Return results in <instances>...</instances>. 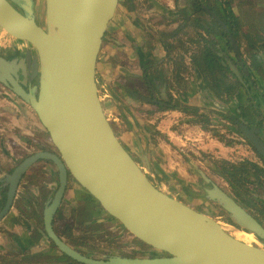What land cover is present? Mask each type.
<instances>
[{
	"label": "water",
	"instance_id": "95a60500",
	"mask_svg": "<svg viewBox=\"0 0 264 264\" xmlns=\"http://www.w3.org/2000/svg\"><path fill=\"white\" fill-rule=\"evenodd\" d=\"M120 5L121 0H45L42 25L35 0H0V28L34 49L24 54L17 49L15 57L0 55V84L32 108L59 154L33 155L0 179L9 185L0 222L24 174L46 160L57 166L60 187L44 212V236L79 264H264V227L235 198L206 179V199L218 203L263 248L235 239L218 221L158 189L117 137L100 98L97 65ZM238 129L264 159L261 131L246 122H239ZM69 175L112 220L158 254L96 259L62 240L53 222Z\"/></svg>",
	"mask_w": 264,
	"mask_h": 264
},
{
	"label": "flooded vegetation",
	"instance_id": "af4514ba",
	"mask_svg": "<svg viewBox=\"0 0 264 264\" xmlns=\"http://www.w3.org/2000/svg\"><path fill=\"white\" fill-rule=\"evenodd\" d=\"M135 2H136L135 0H131L130 3L128 0H126V3L123 5L126 6L128 9L130 6L136 8L137 4H135ZM180 7H181V12L176 8V11L172 14L171 17V19L173 18L172 21L174 23L179 22V24L176 26V28L173 29V31L185 32L187 30H191V31L195 30L194 37L195 36L197 37V40H195L194 37L191 36L192 37L191 42L195 43L194 44L195 47L191 51H188L189 52L188 54H186L189 57L190 63L189 64L186 63L185 61L186 55H184L183 58H180L181 64L183 65L185 70L189 71L190 73V79H191L190 84H194L198 88V86H201L200 84L203 83L205 84L204 86L210 93L209 95V97H211L210 99H212L214 96L212 102L213 110L207 113H202L199 108L195 106H191L190 104H188V102H186V99L184 98V94H181L179 99H175L176 96L172 95V89H169L171 85L168 82V80H166L167 87L163 91L161 97L157 98L156 96H153V94L152 95L148 94L147 96L140 95L144 98L152 100L153 103H148L141 99L139 100L147 104L158 105L159 109L161 110L178 111L181 114H185L187 117L190 118H192L193 116H196L197 117L196 119L200 117L203 118L209 117L210 122L207 120L208 124L212 125L214 122H218L221 125V128H224L229 132H233V134L236 136L240 135L243 138V142H245L247 144L246 146L252 150L251 152H249L250 158H246V160H243L239 163L230 162L228 160L222 159L221 160L222 165L216 171L218 172V175L224 180V182H226L229 185V187L232 189L234 194L227 191L223 186H221L218 182H216V180L212 179V177L204 174L203 172H200L201 177L206 184V188L204 189V192L206 189L210 188V184L206 182V179H209L211 183L218 185L220 188L225 190L230 196L235 198L236 201L244 209H246L254 218H256L260 222V224H262V226L264 227L263 206L258 204L256 200L251 199L249 196H246L245 193L240 190V187L237 189L235 186H232L226 180V176L222 171L225 168L228 169L232 165L240 166L243 164H247L250 171L247 175L248 176L251 175L252 177L257 178L259 182V188L261 190L260 192L264 195V159L262 158V156L258 154V152L254 149L252 144L241 135L238 129L239 122H246L250 127L258 128L261 131L260 136L264 140V116H263L264 114L262 112V108L264 107V92L257 94L260 100H262V103H260V105L258 106L259 112L258 110H256L258 112L257 117L258 119H260L259 121L261 123L260 125L253 124L247 119L248 114L250 113V108H253V104H252L253 97L250 93L251 91L250 89L247 88L249 107H247V109L242 108L241 113L244 114L245 117L242 120L231 117L229 113H226V108L223 105L219 106V104L217 103L219 100H221L218 97H223L224 100H222V102H225L227 101V97H231L241 87L237 82H235L237 81L235 80V78L237 79L241 78L239 68L241 69L242 74H244V76L247 75L248 81L252 83V87H254V90L256 92L259 89L261 91H264V88L258 85L259 81L257 82L256 77L252 75L251 67L253 66V64L251 67L247 66L250 57L253 58L255 57V55H257V53L264 51V28L261 29V24L262 27H264V0H182ZM135 21H136L135 24L139 23L140 26L142 25L139 21V18L138 20ZM236 23L238 25H235ZM244 29H248L249 33H245ZM231 36L234 38L236 45L238 46L239 56L237 55L235 48L233 47ZM210 50L217 51L218 56L220 57L219 62L223 67L226 68V70L210 71L207 68L206 60L204 58L207 56ZM14 55L15 54H13L12 57H15ZM2 56L4 55L2 54ZM169 62L170 64L176 63L173 58H170ZM18 75L20 81H24L22 70L18 72ZM146 80L148 86L151 89L152 88V85L150 84L151 79H149L147 74H146ZM239 82L243 84L242 81ZM232 84L235 85V87L231 91H228V86ZM0 85L5 91L8 90L14 97H16L21 102V104L29 107L32 110V108L28 104L22 101L8 88H6L2 84ZM242 86L243 87L241 88H246V86L245 87L244 85ZM187 96L188 94H185V97ZM210 99L208 98L206 102H210ZM8 113L12 114L14 113V111L11 110L8 111ZM33 113L37 117L34 111ZM22 118L24 120L28 119L26 121V127H28L27 129H29V131L28 132L26 131V134L28 136H26L25 142H28L30 144L32 141L33 144L30 145L29 148H27L26 153H24L22 158H19L20 157L19 156L14 159L12 158L13 153L11 151L10 146H7L5 144V148L2 149L0 148V179H5L7 176L11 175L13 171L24 160H26L27 158L33 155L42 152L59 155L57 149L54 147V145L51 142L49 134L40 123L38 117L37 120L39 126L33 119L30 122L31 118L29 119L28 111L24 112ZM108 120L110 119L108 118ZM112 126L114 128L113 124ZM192 145L194 147L196 146L194 142L192 143ZM190 148L191 147L189 146H185V149H187L190 153H192L193 150ZM181 151L183 152V150ZM130 155L135 159L137 164L140 166L143 172L150 178V180L155 184V186L164 193L168 194L166 190L162 189V185L160 183L161 179L163 181L167 180V175L164 174L165 176H161L159 172L155 170V168L151 172L148 168H145L143 166V160L141 158L139 157L137 158L133 156L131 153ZM8 164L10 165V168H6ZM247 175L244 176L243 180L241 179V181L237 182V184L241 186L242 182L244 181V179H246L245 177ZM47 179L49 180L53 179L54 182L52 183L49 181L50 183H48ZM59 187H60L59 171L57 166L51 161L40 160L37 163H35L24 174L18 186L14 203L10 211L2 221L4 222V220L9 216L12 210H14L16 206V202L18 198H20L18 209H21L22 212L23 211L25 212L23 213L25 214L24 216L26 220L30 219L29 224L34 230V235L31 238L26 237V240L23 239V241L18 240V238L21 239V237L16 236L15 234L13 236L12 234L5 235L4 239L6 240V242L9 243V246L10 245L15 246L17 242H20V246L24 243V247L18 246L16 247L17 249L15 247L12 248L7 247L8 245L2 246L3 251L6 252L5 254H3L4 256L8 254V256L15 255L24 258V260H21L23 262H15L13 264H38L35 261L36 259L37 260L46 259V258L49 259V257L55 255L54 251H57L61 257L62 262L59 264H69L67 262H64L63 260L64 256L66 255L62 254L55 246V244L52 241L47 240L44 236L45 233L44 212L48 204L51 203L52 200L54 199ZM8 192H9V185L0 182V213L2 212V210L4 209L7 203ZM168 195L173 197L170 194ZM205 196H206V192H205ZM206 200L215 205H218L222 210H224L218 203L210 201L208 199ZM183 203L193 208L194 210L203 213L200 210L192 207L193 205H189L185 202ZM95 205L98 204H96L92 200L91 196L86 194V192L82 190V188L76 183V181L71 177V175H69L66 191L64 193L61 206L58 209L57 214L55 216L53 222V228L56 234L62 240H64L73 249L77 250L78 252L84 255L85 253L82 252L81 249H78L77 247L69 243V240L62 237L60 232H58L57 226L60 223L58 221V218L61 214H63L65 217V222L69 223L66 221V216H65L67 212H69V216L72 221L74 216H75L74 219L77 220V216L80 214L82 215V218L84 220L85 216L91 212L93 221L90 222L89 224L93 222L94 223L89 225L90 227L96 225L95 223H99V225L101 226L102 224H106L107 222H109L111 218L101 209L99 205H98L99 207H95ZM224 212L226 211L224 210ZM226 214L228 215L229 219L226 220L225 223H228V225L224 224L225 226H229L230 224V226L235 230H240L249 233L248 231L239 227L232 220V218L227 212ZM214 220L218 221V219H214ZM218 222L221 223V221ZM257 240L260 241L258 238ZM42 241L47 242V244L41 245ZM21 242L23 243L21 244ZM54 259L51 258L50 261Z\"/></svg>",
	"mask_w": 264,
	"mask_h": 264
},
{
	"label": "rangeland",
	"instance_id": "374dc122",
	"mask_svg": "<svg viewBox=\"0 0 264 264\" xmlns=\"http://www.w3.org/2000/svg\"><path fill=\"white\" fill-rule=\"evenodd\" d=\"M35 1L37 21L39 24L41 23L42 25H44L45 0ZM121 1L123 3H121L118 14L112 24H114L120 18V16L125 13V6L123 4L126 3V0ZM135 1V4H137L135 10H127L132 16L131 21L138 20L139 18L143 29L146 28L145 24L150 23V21L146 20H149L151 16L155 15L161 16L162 18V21L160 20L159 25H163L169 21H171L172 25L179 24V22L174 23L172 21L173 19H171L170 17H172V13L176 11V8L181 12L180 5L182 0ZM143 16H146L147 18ZM155 23L156 21L154 22V24ZM112 24L110 26L107 38L110 37V33L113 32ZM194 32L195 30H187L185 32L172 30L170 32H159L157 35L159 37V41H161V43L167 50L164 59L160 62L157 68L161 73H163L162 79L168 80V82L170 83L171 87L169 89H172V95L176 96L175 99H179L181 94H186L185 90H189V85L191 83L190 73L189 71L185 70V68L181 64L180 58H183L184 55L189 53L188 51H191L195 47V43L191 42L192 37H194ZM194 39L197 40V37L195 36ZM17 49H19L22 54H24L26 50H34L27 43L16 41L14 38L10 37L3 29L0 28V53L4 55L11 53L14 54ZM170 58H173L176 63L170 64ZM155 72L157 73L156 70ZM98 85L100 98L102 99V103L104 105V110L108 115V118L110 119V123L114 125L115 119L117 118V116H119V111L117 110V107H119V101L113 98L111 89L109 88L110 85L107 86L99 78ZM11 110L14 111L15 114L8 113V111ZM25 111H28L29 119L31 118L30 122L33 119L39 126L37 117L35 116L33 111L29 107L21 104V102L16 97H14L8 90L5 91L0 85V148H5V144L7 146H10L13 153V159L19 156V158H22L24 153H26L27 148H29L30 145L33 144L32 141L30 144L28 142H25L26 136H28L26 134V131H29V129H27L28 127H26V121L28 119L24 120L22 118ZM196 118V116L190 118L192 123H194L192 129L196 130V128H200L201 130H203L202 132L204 133V138H209V140L217 139L222 144H224L226 148H228V150L225 151L224 155H220V153L218 152L219 150H208L207 152H203L201 149H198L197 146L194 147L191 140H188L189 142L185 144L184 147H182L178 152V156L182 160L181 163L184 165V169L187 172V178L186 180L179 178L181 181H183L181 183H177L175 178H169V188L165 190L168 194L172 195L178 200H181L189 205H193L192 207H194L195 209L200 210L201 212L214 219H218V221H221L222 224L228 225V223H225L226 220L229 219L226 212H224V210H222L218 205H215L205 199L204 189L206 188V184L202 179L200 172H203L204 174L212 177V179L216 180V182L223 186L227 191L234 194L229 185L224 182V180L218 175V172L216 171L221 167L222 159L239 163L243 160H246V158H250L249 152H251L252 150L246 146L247 144L243 142V138L240 135L236 136L233 134V132H229L228 130L221 128V125L218 122H214L211 125L207 122V120L210 122L209 117H200L198 119ZM258 121H260V119H258ZM178 127H180V125ZM147 138L148 142L151 143L150 145L153 146L156 139L152 135ZM185 141H187V139H185ZM189 143L190 147L193 148L192 153L185 149V146H189ZM194 143L197 144L196 142ZM181 150H183V152ZM146 154L148 155V153ZM190 163L193 165H191ZM6 168H10V165L8 164ZM245 178L246 179H244L242 185L240 186V190L244 192L246 196H249L251 199L256 200V202L262 205L264 208V195L260 192L261 190L259 188V182L257 178H254L251 175H247ZM49 181L52 183L54 182L53 179H47L48 183H50ZM192 181L193 183H191ZM80 215L77 216V220L72 221L69 216V212L65 214L66 221L71 222V239L69 240V243H71L78 249H81V251L84 252L85 255L92 258L101 259L109 255L148 257L158 254L155 252H150L147 246L143 245L141 242L133 238L115 220L111 219L109 222H107L106 224H102L101 226L94 225L88 228L86 226H80V223L83 220L82 215ZM63 225L64 223H59V225L57 226L58 232H60L61 235L63 234L64 230ZM228 227L230 229H234L230 226V224ZM2 233L4 235V238L5 235L8 234H12V236L14 235L13 232L7 230V228L4 226L3 221L0 223V235ZM2 246L3 245L0 244V264H13L15 262H23L21 261L24 260V258L22 257H18L15 255L8 256V254L4 256L3 254H5L6 252L3 251ZM54 254L55 255L49 257V259H36L35 261L38 264L61 263L62 261L59 253L57 251H54ZM51 258H55L56 260L54 259L50 261Z\"/></svg>",
	"mask_w": 264,
	"mask_h": 264
},
{
	"label": "crops",
	"instance_id": "0c3cea01",
	"mask_svg": "<svg viewBox=\"0 0 264 264\" xmlns=\"http://www.w3.org/2000/svg\"><path fill=\"white\" fill-rule=\"evenodd\" d=\"M127 9L125 6V13L112 24L113 32L110 33V37L107 38L104 44L103 56L101 55L97 66V80L99 78L107 86L110 85L109 88L113 98L119 101V107H117L119 116L115 119L114 124L117 137L133 156L143 160L145 168L152 172L155 167L161 176L167 175L166 181L162 179L160 181L162 189L165 190L169 188V178H175L177 183L183 182L179 178L185 180L187 178V172L181 163L182 160L179 158L178 152L189 142L188 140L196 142L198 149L203 152L219 150L220 155H224L228 148L217 139L204 138L203 130L200 128L193 130L192 126L194 124L190 117L185 114L178 111L161 110L158 105L147 104L136 98L135 94L143 96L153 94L158 98L166 89V80L162 79L163 73L158 70L157 66L164 59L167 50L159 41L157 35L159 32H170L177 25H172L171 21L159 25L162 18L155 15L146 20L150 23L145 24L146 28L143 29L142 25L138 26L135 24L136 21H131L132 16ZM143 17L147 18L146 16ZM262 28L264 27L261 24ZM244 32L249 33V30L244 29ZM185 61L187 64L190 63L188 55H186ZM247 64L248 67L253 64L251 67L252 75L256 77L257 82L259 81L258 85L264 88V51L257 53L253 58L250 57ZM239 70L241 78H235L237 80L235 82L241 87H243L242 85L246 86V88L240 87L231 97H227L225 102H222L223 97H218L221 100L216 101H218L219 106L223 105L226 108V113H229L231 117L242 120L245 118L244 114L241 113L242 108L247 109L249 107L247 88L250 89L253 97V108H250L247 119L253 124L260 125L257 115L259 112L258 106L262 103V100L257 94L264 91L258 88L259 90L256 92L252 87V83L248 81L247 75L244 76L240 68ZM146 74L151 79L152 90L148 86ZM239 81H242L243 84ZM200 85L197 88L194 84H190L189 90H185L188 96L185 97L184 94V98L191 106L199 108L202 113H207L213 110L214 96L210 99V93L204 86L205 84L201 83ZM208 98L210 102H206ZM262 112L264 114V107ZM179 125L180 127H178ZM150 135L156 139L153 146L148 142L147 137ZM188 145L190 147V143ZM190 149L193 150V148ZM19 201L20 198H18L14 210L4 220V226L8 231L21 237L22 240L20 238L18 240L23 241V239L26 240V237L31 238L34 235V230L29 224L30 220H26L25 212L23 211V213L21 209H18ZM0 244H3V246L8 245L7 247L10 248L24 247V243L20 246V242H17L15 246H9L3 233L0 235ZM43 244L46 245L47 242L42 241L41 245Z\"/></svg>",
	"mask_w": 264,
	"mask_h": 264
},
{
	"label": "trees",
	"instance_id": "16d2710c",
	"mask_svg": "<svg viewBox=\"0 0 264 264\" xmlns=\"http://www.w3.org/2000/svg\"><path fill=\"white\" fill-rule=\"evenodd\" d=\"M130 3H131V0H128ZM121 3H123L121 1ZM129 10L130 11H134L135 8L133 6H130L129 7ZM233 24V23H232ZM136 25L139 26V23H136ZM235 25H238L237 23ZM206 60V65H207V68L210 70V71H216V70H226L225 67H223L219 60H220V57L218 56V53L216 50L214 51H211L208 52L207 56L204 58ZM235 87V85H229L228 86V91H231L233 88ZM231 120V119H230ZM223 173L225 174L226 176V180L232 185V186H235L237 189L240 187L239 184H237V182L241 181V179L243 180L244 176L247 175L250 171H249V167L247 166V164H243V165H240V166H237V165H232L231 167H229L228 169H223L222 170ZM95 207H99L98 205H95ZM75 218V216H74ZM73 218V221L75 220ZM58 221L60 223H64V230H63V234H62V237H65L67 238L68 240H70V236H71V222L69 223H65V217L63 214H61L58 218ZM93 219H92V214L91 212L89 214H87L85 216V219L82 220V222L80 223V226H86L88 228H90L89 225L93 224H89L90 222H92ZM96 225L100 226L99 223H95ZM63 260L69 264H76L75 261H73L72 259L68 258L67 256H64ZM78 264V263H77Z\"/></svg>",
	"mask_w": 264,
	"mask_h": 264
},
{
	"label": "bare ground",
	"instance_id": "6f19581e",
	"mask_svg": "<svg viewBox=\"0 0 264 264\" xmlns=\"http://www.w3.org/2000/svg\"><path fill=\"white\" fill-rule=\"evenodd\" d=\"M224 226V229L235 239L248 244V245H256L260 248L262 247V243H260L257 238L255 237V235L251 234V233H247V232H243V231H239V230H234V229H230L228 226Z\"/></svg>",
	"mask_w": 264,
	"mask_h": 264
},
{
	"label": "built area",
	"instance_id": "2783aa9c",
	"mask_svg": "<svg viewBox=\"0 0 264 264\" xmlns=\"http://www.w3.org/2000/svg\"><path fill=\"white\" fill-rule=\"evenodd\" d=\"M224 225V224H223Z\"/></svg>",
	"mask_w": 264,
	"mask_h": 264
}]
</instances>
